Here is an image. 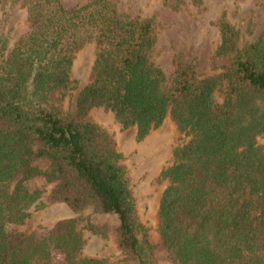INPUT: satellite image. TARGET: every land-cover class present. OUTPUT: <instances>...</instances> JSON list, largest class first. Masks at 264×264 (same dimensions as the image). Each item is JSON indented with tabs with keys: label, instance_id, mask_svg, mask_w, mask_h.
<instances>
[{
	"label": "trees",
	"instance_id": "1",
	"mask_svg": "<svg viewBox=\"0 0 264 264\" xmlns=\"http://www.w3.org/2000/svg\"><path fill=\"white\" fill-rule=\"evenodd\" d=\"M17 11L26 27L13 38L5 24ZM216 28L223 72L203 76L178 62L166 76L151 59V20L119 13L116 0L69 9L0 0V264H106L83 255L80 218L43 234L24 228L33 206L56 204L87 212L85 228L130 263L160 264L116 132L94 119L96 109L120 132L134 128L137 142L167 120L182 135L160 172L155 213L171 264H264V34L242 43L226 11ZM86 43L96 45L93 79L65 113L53 103L73 90L71 67Z\"/></svg>",
	"mask_w": 264,
	"mask_h": 264
},
{
	"label": "rangeland",
	"instance_id": "2",
	"mask_svg": "<svg viewBox=\"0 0 264 264\" xmlns=\"http://www.w3.org/2000/svg\"><path fill=\"white\" fill-rule=\"evenodd\" d=\"M85 1L61 0L67 9ZM116 6L119 13L151 20L155 35L151 59L166 76L172 74L178 62L193 64L196 72L203 76H215L224 71L228 60L215 58L218 43L216 22L224 11L238 28L242 43L255 41L264 34V0H116ZM5 26L13 28L11 34L16 37L26 27L24 14L21 11L11 13ZM95 51V43H86L75 55L70 76L76 84L63 102L53 103L65 113L74 110L78 92L93 79ZM220 99L217 94V102ZM92 116L98 123L115 130L117 145L132 177L137 206L147 238L153 246L154 257L160 264H171L156 231L155 213L163 187L158 182L160 172L172 162V150L182 142V135L167 120L143 141L137 142L135 129L120 132L110 113L96 109ZM259 143L264 148V133ZM35 165L45 170L48 162L36 160ZM65 218L81 219L79 227L86 240L83 255L100 258L106 264H132L109 241L85 228L83 220L87 218V212L74 213L64 204L47 208L33 206L24 228L43 234L57 220ZM102 219L106 218L98 217L93 223L102 222ZM113 223L110 222L111 225Z\"/></svg>",
	"mask_w": 264,
	"mask_h": 264
}]
</instances>
